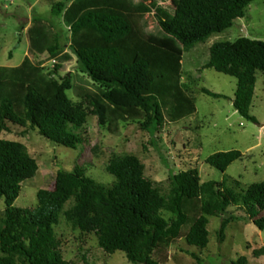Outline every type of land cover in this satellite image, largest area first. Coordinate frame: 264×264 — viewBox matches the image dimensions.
I'll list each match as a JSON object with an SVG mask.
<instances>
[{"label": "trees", "instance_id": "16d2710c", "mask_svg": "<svg viewBox=\"0 0 264 264\" xmlns=\"http://www.w3.org/2000/svg\"><path fill=\"white\" fill-rule=\"evenodd\" d=\"M48 1L66 32L34 15L28 53L37 61H52L70 51L98 92L87 96L88 110L68 97L73 81L69 75L61 78V65L48 73L29 60L11 72L0 68V201L5 204L0 264H75L64 259L56 234L62 219L75 231L94 234L106 255L123 252L132 264H161L154 256L181 238L206 249L210 219L227 215L231 207L244 211L264 233V181L247 189L235 181L229 188L227 180L202 182L195 168L173 173L165 190L146 177L145 165L130 154L110 159L106 172L115 178L111 184L96 182L84 169L59 170L55 189L39 190L34 209L15 206L23 183L35 178L39 164L24 144L2 139L4 133L30 127L55 145L76 150L89 114L101 125L131 121L151 134L168 121L193 117L195 99L182 83L185 52L233 28L255 0H176L173 7L163 6L171 0ZM146 16H152L154 30H148ZM206 69L237 80L233 106L243 119L257 122L250 110L257 74H264V42L247 37L217 42L201 71ZM202 93L226 98L206 88ZM242 158L240 151H229L206 162L225 173ZM235 219L222 221L221 241ZM254 255H264V248ZM233 264L248 261L240 257Z\"/></svg>", "mask_w": 264, "mask_h": 264}, {"label": "rangeland", "instance_id": "374dc122", "mask_svg": "<svg viewBox=\"0 0 264 264\" xmlns=\"http://www.w3.org/2000/svg\"><path fill=\"white\" fill-rule=\"evenodd\" d=\"M163 6H176V0L168 1ZM34 15L52 24L57 32H66L62 23L52 16L48 0H0V68L11 72L29 60L32 66L48 73L56 64L61 65V78L69 75L73 81V89L67 92L68 97L89 110L87 96L97 93L98 86L81 72L76 57L70 51H64L54 60L55 64L47 57L37 61L28 53L27 31ZM145 20L149 24L148 30H154L152 16H146ZM242 37L264 42V0H255L247 9L246 16L237 20L233 28L185 52L182 83L194 97L197 112L178 123L166 122L156 134L131 121L101 125L93 114L88 115L86 125L79 131L83 142L76 150L55 145L30 127H13L12 133H4L2 139L24 144L39 164L35 178L23 183L15 206L34 209L39 190L55 189L59 170L73 172L76 168L84 169L85 174L96 182L105 185L113 183L115 178L106 172V166L115 155L137 156L146 167V177L165 190L173 173L195 168L202 182L227 180L229 188L235 181L240 182L242 189L264 181V74H257L255 97L250 110V114L257 119L254 123L243 119L232 104L237 89L235 78L213 69L201 71L209 62L210 48L215 43L235 42ZM203 88L226 98L209 97L202 93ZM229 151H240L243 158L225 173L207 164L210 156ZM4 210V200H1L0 213ZM231 216L236 219L226 227L221 241L219 232L222 221ZM208 230L210 243L206 249L189 246L181 238L168 249L157 253L155 259L161 264H199L191 256L195 254L202 260L200 264H233L240 257H246L248 264H264V255H254V251L264 248V233L244 211L229 208L227 215L210 219ZM56 234L62 242L64 259L69 263L132 264L123 252L106 255L94 234L75 231L64 219L56 227Z\"/></svg>", "mask_w": 264, "mask_h": 264}, {"label": "built area", "instance_id": "2783aa9c", "mask_svg": "<svg viewBox=\"0 0 264 264\" xmlns=\"http://www.w3.org/2000/svg\"><path fill=\"white\" fill-rule=\"evenodd\" d=\"M53 63L55 64V61H53ZM54 64H53V65H54Z\"/></svg>", "mask_w": 264, "mask_h": 264}, {"label": "water", "instance_id": "95a60500", "mask_svg": "<svg viewBox=\"0 0 264 264\" xmlns=\"http://www.w3.org/2000/svg\"><path fill=\"white\" fill-rule=\"evenodd\" d=\"M232 104H233V102H232Z\"/></svg>", "mask_w": 264, "mask_h": 264}, {"label": "clouds", "instance_id": "9594fccd", "mask_svg": "<svg viewBox=\"0 0 264 264\" xmlns=\"http://www.w3.org/2000/svg\"><path fill=\"white\" fill-rule=\"evenodd\" d=\"M54 61V60H53Z\"/></svg>", "mask_w": 264, "mask_h": 264}]
</instances>
